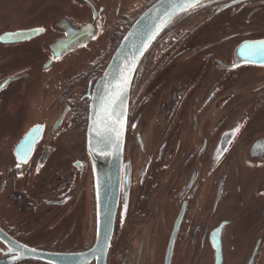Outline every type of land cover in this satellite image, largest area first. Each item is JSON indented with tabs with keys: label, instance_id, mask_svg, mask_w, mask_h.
<instances>
[{
	"label": "flooded vegetation",
	"instance_id": "af4514ba",
	"mask_svg": "<svg viewBox=\"0 0 264 264\" xmlns=\"http://www.w3.org/2000/svg\"><path fill=\"white\" fill-rule=\"evenodd\" d=\"M157 1L14 0L18 23L0 28L20 34L0 41V264H264V52L249 51L264 47V0L192 9L146 53L102 245L90 94Z\"/></svg>",
	"mask_w": 264,
	"mask_h": 264
},
{
	"label": "water",
	"instance_id": "95a60500",
	"mask_svg": "<svg viewBox=\"0 0 264 264\" xmlns=\"http://www.w3.org/2000/svg\"><path fill=\"white\" fill-rule=\"evenodd\" d=\"M218 0H200L199 8ZM184 0H159L149 7L126 33L115 54L113 55L104 74L99 78L90 94V114L88 125V153L91 157L96 176L98 189L102 201V245L110 242V234L114 223L115 212L120 191L122 167L124 163V148L126 141L130 93L132 82L137 69L146 53L158 36L182 14L195 9L188 7L185 10ZM128 76V84L123 96L121 110L124 126L119 132L117 146L109 147L103 154L94 152L92 146L100 137L97 132H104V125L100 122L103 113L100 111L104 98L109 90L120 83L121 75ZM94 121L95 126H94Z\"/></svg>",
	"mask_w": 264,
	"mask_h": 264
},
{
	"label": "snow or ice",
	"instance_id": "6c2138e0",
	"mask_svg": "<svg viewBox=\"0 0 264 264\" xmlns=\"http://www.w3.org/2000/svg\"><path fill=\"white\" fill-rule=\"evenodd\" d=\"M200 0H184V5L182 7L187 10L188 7L195 8L199 6ZM44 29H38L36 30L37 34L39 32H43ZM19 33H12L8 34L6 36H0V41L5 42H11L15 40L17 36H19ZM260 45L264 46V41L259 42ZM250 54L252 55H258L261 52H264V47L261 48H253L250 49ZM128 84V76L127 75H121L120 77V83L117 85H114L110 90L109 94L104 98V102L101 105L100 111L103 113L101 123L104 125V132H97L96 134L100 137L99 140H97V143L92 146V149L94 152L98 151L101 154L105 152L106 149L109 147H115L117 144L115 141H118L119 139V132L123 128L124 123L122 117L124 116V112L121 110V106L123 104V96L124 92L126 91V87ZM3 85H0V88H2ZM94 121V126H95ZM41 126L37 125L35 128V132L39 133ZM238 130V129H237ZM31 142L34 141H26V144L31 146ZM23 151V148L21 149ZM27 153H25V159L23 160L24 163H27ZM20 166L19 164L17 165ZM17 247H24L26 246H20L17 245ZM13 259H19V257H13Z\"/></svg>",
	"mask_w": 264,
	"mask_h": 264
},
{
	"label": "rangeland",
	"instance_id": "374dc122",
	"mask_svg": "<svg viewBox=\"0 0 264 264\" xmlns=\"http://www.w3.org/2000/svg\"><path fill=\"white\" fill-rule=\"evenodd\" d=\"M5 3L6 4H9V6L13 10H6L7 11L6 13H8V15H10V17H8L7 18L8 20H6L5 22H3L1 24V27H0L1 29L2 28H6V27H8V28L13 27V26H15L18 23L16 21V15H15L16 12H14V9H15V7H14V0H5ZM10 11H13V12H10ZM1 29H0V31H1Z\"/></svg>",
	"mask_w": 264,
	"mask_h": 264
}]
</instances>
